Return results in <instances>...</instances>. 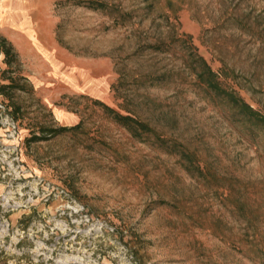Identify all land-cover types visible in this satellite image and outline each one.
Wrapping results in <instances>:
<instances>
[{
	"label": "rangeland",
	"instance_id": "obj_1",
	"mask_svg": "<svg viewBox=\"0 0 264 264\" xmlns=\"http://www.w3.org/2000/svg\"><path fill=\"white\" fill-rule=\"evenodd\" d=\"M103 1L120 12L0 0V37L17 60L8 68L0 56V82L10 75L23 86L1 94L18 122L23 171L0 180V264H264L263 145L242 138L224 107L192 89L180 45L134 54L175 34V24L264 111V0ZM122 64L182 68L178 86L130 97L204 156L211 178L186 172L176 155L135 139L93 105L118 108L110 84ZM145 94L154 101L141 103ZM78 122L27 141L40 124ZM21 185L36 190L26 206L13 203Z\"/></svg>",
	"mask_w": 264,
	"mask_h": 264
},
{
	"label": "trees",
	"instance_id": "obj_2",
	"mask_svg": "<svg viewBox=\"0 0 264 264\" xmlns=\"http://www.w3.org/2000/svg\"><path fill=\"white\" fill-rule=\"evenodd\" d=\"M74 3L85 5L90 9L106 11L107 13L120 12L118 8L110 6L103 0H74ZM170 29L175 34L167 39L144 44L141 49L135 50L134 54H140L145 50L152 53L168 54L174 52L176 47L180 45L183 51L186 52L182 66L190 74L191 79L188 80V83L192 89L203 93L211 101L224 107V113L236 128L237 133L254 146L258 147L262 144L264 148V111L246 101L235 88L228 84L227 74L224 70L217 71L213 69L207 59L198 52L190 34L179 31L178 26L172 23ZM0 52L3 54V59L8 68L17 61L12 45L4 37H0ZM180 70L182 68L175 71L171 68L158 70L154 66L140 69L122 64L116 67V78L110 84V91L117 102L118 108L97 99H92V103L99 107L111 120L127 130L135 139L147 142L168 154L176 155L186 172L202 179H209L212 177V167L204 156L198 154L195 149L189 148L176 136L168 134L162 128L153 124L149 116H144L139 111L140 102H135L130 97L132 93H140L142 90L152 87L178 86L180 82H183V79L177 74ZM7 79V83L0 82V94L4 93L8 96L9 92L13 90L23 89L22 84L14 76L9 75ZM142 98L141 103L142 101H154L147 94ZM19 109L18 105L14 106V111ZM80 126L81 122L72 126L61 125L57 127L40 124L38 132H33L27 138V141L47 139L49 136L73 130ZM221 192L222 196H227V191Z\"/></svg>",
	"mask_w": 264,
	"mask_h": 264
},
{
	"label": "built area",
	"instance_id": "obj_3",
	"mask_svg": "<svg viewBox=\"0 0 264 264\" xmlns=\"http://www.w3.org/2000/svg\"><path fill=\"white\" fill-rule=\"evenodd\" d=\"M2 53L0 52V56ZM0 137L6 141L0 143V180H4L11 173H22V164L18 148L19 126L0 94ZM25 185L19 187L16 206H26L32 203L36 190L28 188L22 190Z\"/></svg>",
	"mask_w": 264,
	"mask_h": 264
},
{
	"label": "crops",
	"instance_id": "obj_4",
	"mask_svg": "<svg viewBox=\"0 0 264 264\" xmlns=\"http://www.w3.org/2000/svg\"><path fill=\"white\" fill-rule=\"evenodd\" d=\"M3 141H6V140L0 137V143H2Z\"/></svg>",
	"mask_w": 264,
	"mask_h": 264
}]
</instances>
